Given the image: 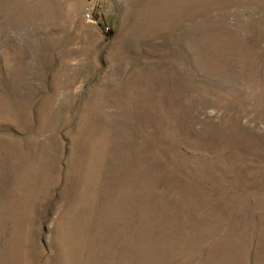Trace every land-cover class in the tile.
<instances>
[{"label":"rangeland","instance_id":"1","mask_svg":"<svg viewBox=\"0 0 264 264\" xmlns=\"http://www.w3.org/2000/svg\"><path fill=\"white\" fill-rule=\"evenodd\" d=\"M0 264H264V0H0Z\"/></svg>","mask_w":264,"mask_h":264},{"label":"trees","instance_id":"2","mask_svg":"<svg viewBox=\"0 0 264 264\" xmlns=\"http://www.w3.org/2000/svg\"><path fill=\"white\" fill-rule=\"evenodd\" d=\"M112 35V31L108 30L107 36L110 37Z\"/></svg>","mask_w":264,"mask_h":264},{"label":"built area","instance_id":"3","mask_svg":"<svg viewBox=\"0 0 264 264\" xmlns=\"http://www.w3.org/2000/svg\"><path fill=\"white\" fill-rule=\"evenodd\" d=\"M88 17H91V14H89Z\"/></svg>","mask_w":264,"mask_h":264}]
</instances>
